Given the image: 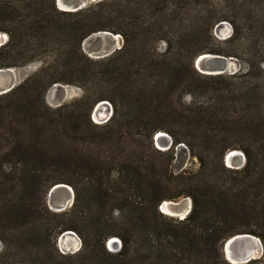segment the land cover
<instances>
[{
  "label": "trees",
  "instance_id": "16d2710c",
  "mask_svg": "<svg viewBox=\"0 0 264 264\" xmlns=\"http://www.w3.org/2000/svg\"><path fill=\"white\" fill-rule=\"evenodd\" d=\"M224 21L234 27L228 52L214 36ZM103 31L124 45L92 58L84 42ZM0 34L9 37L0 70L41 63L0 95V264H233L227 240L264 242V101L254 75L264 73V0H101L77 12L56 0H0ZM250 38L256 51L242 55ZM205 53L247 68L203 74L195 60ZM57 84L84 96L54 108L47 94ZM104 100L114 114L101 125L93 111ZM158 132L173 138L172 149L155 147ZM182 143L198 171H171ZM233 150L245 154L243 168L227 166ZM59 183L76 194L62 212L48 205ZM187 196V218L160 210ZM67 231L83 241L72 255L58 246ZM114 237L116 252L107 246ZM246 264H264V255Z\"/></svg>",
  "mask_w": 264,
  "mask_h": 264
},
{
  "label": "water",
  "instance_id": "95a60500",
  "mask_svg": "<svg viewBox=\"0 0 264 264\" xmlns=\"http://www.w3.org/2000/svg\"><path fill=\"white\" fill-rule=\"evenodd\" d=\"M96 2H99V0H56L57 6L60 10L69 11V12H77ZM221 25H224V23H222ZM101 34L112 35L114 44H116L117 41L116 34H112L110 32H101ZM2 45L3 44H0V47ZM121 48L122 47H118L117 49L109 47L108 50L93 58L100 59V58L108 57ZM233 62H235V59L233 57H226L217 54L205 53V54H201L196 58L195 66L201 73L207 75H221L226 73L235 74L237 72L236 69L230 70L231 63ZM15 86H16V82H15L14 69H1L0 95L11 91L13 88H15ZM103 105L109 106L111 110L110 116H108L107 118H103L102 120L104 122H108L112 118V112H113V106L109 101L104 100L98 103L93 111V114L94 117H96L98 112L100 111L101 106ZM154 141L156 146L161 150H165V149L169 150L174 146L173 138L165 132H158L155 135ZM234 153L237 156L234 155ZM225 162L229 167L240 169L243 168L246 164V156L242 151L233 150L226 155ZM229 163H231L232 166H230ZM75 198H76V194L74 188L64 183H59L54 185L48 193L49 206L53 211L56 212H62L71 208L75 203ZM188 201L191 202L190 207L188 205ZM183 204L184 206H187L190 209L185 216L181 215L183 212H177V211H176V215H170L166 213L165 210L163 209V206H169L173 210H176L178 207H181ZM160 209L163 213L168 214L169 216L177 217L179 219H185L191 214L193 210V200L191 198H183L180 201L166 200L161 204ZM70 236H77V234L73 231H67L60 237V240L62 241L65 238L70 239L69 238ZM252 242H255L257 246L256 255L254 254L255 251L253 253L252 251L250 252L249 250V247ZM109 245L112 248L118 250L121 248L122 242L118 238H113L109 242ZM223 251L226 259L229 262L233 263L231 261L230 255L232 256L234 255L235 257H237L236 259L238 260V262L233 264H246L253 260L260 259L264 255V243L260 237H257L255 235L237 234L225 242Z\"/></svg>",
  "mask_w": 264,
  "mask_h": 264
},
{
  "label": "rangeland",
  "instance_id": "374dc122",
  "mask_svg": "<svg viewBox=\"0 0 264 264\" xmlns=\"http://www.w3.org/2000/svg\"><path fill=\"white\" fill-rule=\"evenodd\" d=\"M99 1H101V0H99ZM222 23H224V25H221ZM222 23H219L218 25H216V27L214 29V36L219 40L218 41L219 43L217 45L222 47V49H224V51L228 52L230 50H233V47H231V46H229V44L225 43L226 42L225 40L232 37V35L234 33V27L228 21H224ZM103 32H108V31H103ZM110 33H112V32H110ZM112 34H114V33H112ZM116 36H120V34H116ZM8 39H9L8 35L6 36V34H4V35L0 34V44H5L8 41ZM120 41H121V43L118 42V40H117L116 44H114V40H113L112 35L101 34V32H98V33L93 34L89 38H87L84 42L83 47H84L85 52L90 57L93 58L99 54H102L106 50H108L109 47L110 48H116V49L118 47H123L124 39H123L122 35L120 36ZM246 42H247V44H246ZM252 43H253V38H250L248 41L245 40L244 45H243L244 48L242 46L240 48L239 52L242 55H244L245 53H255L256 50H255V48L252 47ZM165 47L166 46L164 43L161 44L160 51H164ZM233 58L235 59V63H236V70H237L236 73L244 72V70H246V68H247L246 64H244L243 61L237 57H233ZM40 66H41L40 62H35V63H32V64L26 66V67L14 69L16 85L25 81L29 76H31L33 73H35L40 68ZM226 74H230V73H226ZM230 75H233V74H230ZM254 75H255V77L256 76L261 77L258 80L261 81L260 86L263 88L260 89L259 93H261L260 99L262 98L261 100L264 101V98H263L264 97V73L258 74V70L256 69ZM83 96H84V90L80 87L72 86V85L57 84L49 90V92L47 94V101H48L50 106L56 108V107L64 105V104L71 103L77 99L82 98ZM107 110H108V108L106 107V111ZM113 114H114V107H113L112 116H113ZM93 120L95 123L101 124V125L107 123V122H104L102 120L95 118L94 114H93ZM154 144H155V141H154ZM155 147H157L156 144H155ZM173 150L175 152L174 153V160L170 164L171 165L170 169L174 174H180V173H185V172H188V173L189 172H196L199 170L200 165H201L200 161L192 155L190 149L184 143L179 144L178 146L174 147ZM238 151H240V150H238ZM154 158H155V162L157 164H166L165 161L167 160V157H164V156L157 154V155H155ZM183 198H191V197H188V196L182 197L178 200H173V201H180ZM48 205H49V202H48ZM175 218L178 219L177 217H175ZM77 238L80 239V241H81V247L79 248L78 251H77V249L74 248V245H75L74 239L75 238L70 237V239L67 238V240L64 243H63V240L61 241L59 239L58 246H59L60 252L63 254H70V255L79 252L83 246V241H82V238L80 237L79 234H77ZM114 238H118V237H114ZM107 246L111 251L116 252L119 250V249L117 250V249L112 248L109 245V242L107 243ZM3 249H4V244L0 241V253L3 251Z\"/></svg>",
  "mask_w": 264,
  "mask_h": 264
},
{
  "label": "bare ground",
  "instance_id": "6f19581e",
  "mask_svg": "<svg viewBox=\"0 0 264 264\" xmlns=\"http://www.w3.org/2000/svg\"><path fill=\"white\" fill-rule=\"evenodd\" d=\"M4 35V34H3ZM117 40H118V42H120L121 43V41H120V36H117ZM233 69H236V64H235V62H233V63H231V67H230V70H233ZM106 105H103V106H101V108H100V111L98 112V114H97V116L95 117V118H97V119H99V120H103V118H107L108 116H110V114H111V110H110V107L109 106H106L107 108H108V110L106 111V107H105ZM166 150V149H165ZM238 154V153H237ZM234 155H236L235 153H234ZM237 156V155H236ZM229 165L230 166H232L231 165V163H229ZM185 204V203H184ZM184 204L181 206V207H178L176 210H173L172 208H170L169 206H163V209L165 210V212L166 213H168V214H170V215H176V211L177 212H183L181 215H183V216H185L187 213H188V211L190 210L187 206H184ZM188 205H189V207H190V205H191V202L190 201H188ZM167 214V215H168ZM70 237H74L75 239H74V243H75V245H74V248L75 249H77V250H79V248L81 247V241H80V239H78L77 238V236H70ZM69 237V238H70ZM67 240V238H65L64 240H63V243L65 242ZM256 249H257V246H256V244H255V242H252L251 243V245H250V247H249V250H250V252L252 251L253 253H254V251H255V255L257 254L256 253ZM230 254V253H229ZM230 257H231V261L233 262V263H237L238 262V260L236 259L237 257H235L234 255L232 256V255H230Z\"/></svg>",
  "mask_w": 264,
  "mask_h": 264
},
{
  "label": "built area",
  "instance_id": "2783aa9c",
  "mask_svg": "<svg viewBox=\"0 0 264 264\" xmlns=\"http://www.w3.org/2000/svg\"><path fill=\"white\" fill-rule=\"evenodd\" d=\"M110 242V241H109ZM111 248V247H110ZM120 250V249H119Z\"/></svg>",
  "mask_w": 264,
  "mask_h": 264
}]
</instances>
